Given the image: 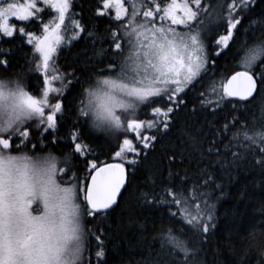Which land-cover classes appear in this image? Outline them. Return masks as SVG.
I'll use <instances>...</instances> for the list:
<instances>
[{"label":"snow or ice","instance_id":"6c2138e0","mask_svg":"<svg viewBox=\"0 0 264 264\" xmlns=\"http://www.w3.org/2000/svg\"><path fill=\"white\" fill-rule=\"evenodd\" d=\"M42 3L55 9L58 16L43 24V35L37 36L25 33L23 26L18 29L10 26L8 21L9 18L39 21L42 5L38 6V0L20 3L0 0V40L27 35V43L39 54L34 60L42 58L29 69L44 73L41 87L50 83L47 78L50 61L58 48L69 44L61 35V28L71 7L70 0H42ZM128 3L130 12L123 0H104L103 7L114 8L113 18L119 23L114 30H108L112 59L94 74L95 79L85 81L87 88H83L76 75L61 79V83L75 80L73 91L78 85L82 89L77 120L115 135L120 141L113 150L115 157L135 166L141 149L153 147L158 136L168 134L175 119L171 114L181 109L191 92L196 91L202 101L211 92L212 114L225 120L222 128L216 129V137L229 132L232 135L229 144L214 140L206 150L208 156L223 167L226 156L236 163L249 154H264V107L258 119L249 113L243 114L244 121L236 116L228 121L224 116L238 110L243 102L253 103L254 94L259 95L258 87L264 91V39L244 49L245 54L232 69L230 78L221 74L220 79L215 78L216 73L209 76L214 61L210 60L205 43L213 26L223 22L229 34L213 39L227 48L232 30L240 25L239 15L251 9L254 0H128ZM261 24L264 26V20ZM77 27L83 31L80 25ZM86 35L94 38L91 31ZM8 51L0 46V56ZM106 51L101 48L99 54ZM0 67L7 71V59L0 60ZM51 92L56 95L50 100ZM207 107L201 103V108ZM216 108L220 112H215ZM63 112L64 101L58 89L48 88L38 99L25 90L20 78L0 80V264H85L89 236L93 235L85 224L89 218H107L115 210L117 197L126 183L124 163L98 166L99 157L93 151L81 156L85 149L79 140L74 144V153L69 152L63 160L51 153L14 156L6 151L14 145L18 148L25 138L39 142L41 137L43 140L53 137L64 122ZM142 112L152 119L141 120ZM227 138L223 135V139ZM192 139L195 143V138ZM230 145H235L236 150ZM221 147L223 153L218 151ZM73 158L85 165L80 170L85 175H73L77 171ZM261 164L264 165V158ZM142 195L147 199V194ZM169 203L189 211L191 201L177 191ZM194 208L186 224L183 220L179 224L180 237L172 227L176 213L169 208L168 224L161 226L162 248L171 258L168 264H198L197 242L202 243L203 234L215 227L214 223H208L214 220L215 205L201 198ZM257 236L256 230L250 232L249 247L264 255V239ZM259 236L264 237V232ZM101 255L102 252L96 253L97 257Z\"/></svg>","mask_w":264,"mask_h":264},{"label":"trees","instance_id":"16d2710c","mask_svg":"<svg viewBox=\"0 0 264 264\" xmlns=\"http://www.w3.org/2000/svg\"><path fill=\"white\" fill-rule=\"evenodd\" d=\"M70 4L69 16L77 21L83 31L67 47L59 48L50 61L48 70L51 87L53 83L59 84L57 89L64 101V122L48 140L41 137L39 142H29L27 138L22 142L25 147L19 145L17 148L14 145L13 149L6 151L14 156L51 153L58 158H65L69 152L74 153V147L69 146L79 140L85 149L81 153L82 157L88 151H93L99 157L96 161L98 166L101 163L118 162L127 167L128 180L111 216L89 218L85 224L93 234L89 236L85 264L89 260L91 264H168L171 258L162 248L161 226L168 224L169 208L176 213V222L172 227L177 237L181 236L177 230L180 222H187L183 206L169 203L172 194L177 191H182L185 198L191 201L188 205L190 212L195 209V204L201 203V198L206 199L209 205H215L214 220L208 222L214 223L215 227L210 228L209 233L203 234L202 243L197 242L200 249L198 264L264 262V257L248 244L252 230L257 231V239H264L259 236L260 232H264V165L261 164L264 154H249L236 163H231V157L226 156L223 167L214 157H209L206 152L208 146L216 139L223 140V144H229L232 134L229 132L216 137V129L222 128L225 120L220 115L212 114L214 99L211 92L202 101L197 92L193 91L185 99L181 109L174 110L171 114L175 119L171 121L168 134L158 136L153 147L141 149L140 159L135 166L116 158L113 151L117 148L115 139L107 140L101 130L94 129L82 119L77 120V109L80 105L78 97L82 90L80 86L73 91L72 85L77 82L71 80L69 83H61V79L76 75L83 82V88H87L85 81L89 78L94 80V74L99 73L100 68L105 67L107 61L112 59V50L107 39L108 30H114L119 22L113 18L114 13L111 10L103 12L105 15L99 14L103 9L102 0H70ZM49 14L46 11L35 23L19 22L17 29L23 26L25 33L37 34ZM239 19L240 25L232 30V38L227 48L215 43L213 37L208 39L207 51L210 60L214 61L210 65L212 71L209 76L216 73V79H220L221 74L229 77L245 54L244 49L258 39H264V26L261 24L264 20V0H254L253 7L240 14ZM222 25L224 27L216 32L215 38L217 35L219 37L222 30L225 35L229 34L226 25ZM88 31L94 33V38L86 35ZM27 40V35L19 34L0 40V46L9 50L5 56H0V60L7 59V71L0 67V80L20 78L25 90L39 99L45 90L44 85L41 87L42 71L30 72L29 69L33 63H40L42 58L34 60V56L39 54L35 53L33 45L28 44ZM101 48L107 50L103 55L99 54ZM53 76L57 79H52ZM258 92L259 95L254 96L253 103L243 102L238 110L231 114L224 113L227 120L231 121L236 116L244 121L245 113L258 119L260 109L264 107V91L258 87ZM51 93L56 95L55 92ZM54 95H49V99ZM202 102L208 107L201 108ZM215 112H220V109L216 108ZM143 118L148 121L152 116L142 114ZM223 135L228 138L223 139ZM81 136L82 140L79 139ZM192 138H195V143ZM33 145L35 147H31ZM230 147L233 151L236 150L235 145ZM218 151L223 153V147ZM126 155L133 158L132 154ZM72 163L77 169L74 176L86 174L80 171L85 167L81 161L73 158ZM205 179L208 180L207 184ZM205 193L208 195L205 196ZM142 194H147V199ZM161 200L164 203H160ZM97 252H102L103 255L97 257Z\"/></svg>","mask_w":264,"mask_h":264},{"label":"rangeland","instance_id":"374dc122","mask_svg":"<svg viewBox=\"0 0 264 264\" xmlns=\"http://www.w3.org/2000/svg\"><path fill=\"white\" fill-rule=\"evenodd\" d=\"M103 1V3H104V0H102ZM13 2H17V3H20V2H25V0H13ZM123 2H124V5H125V7L126 8H128V11L130 12L131 11V8H130V6H129V3H128V0H123ZM169 2H170V0H169ZM178 2H180V0H178ZM40 5H42V11H40L39 13H38V15H39V17H41V15L48 9V10H50L52 13L51 14H49L47 17H45V19H46V22L45 23H51V21L52 20H54V19H56V17L58 16V14L54 11L53 12V10L54 9H49L48 8V6L47 5H43V3H42V0H38V6H40ZM109 10H111L113 13H115V9L114 8H109V9H105L104 7H103V9H102V11L101 12H105V11H109ZM69 11V10H68ZM99 13H100V11H99ZM9 25L10 26H14V27H16L17 28V26H18V23L19 22H21V21H19V20H16L15 18H9ZM222 23L223 22H221V24L220 25H215V26H213V28H212V30H211V34H209L208 35V38H207V40L205 41V43H207V41H208V39L210 38V37H213L215 34H216V32L220 29V28H222V27H224L223 25H222ZM77 25H79L78 23H77V21L76 20H73L70 16H69V12H67L66 13V15H65V22H64V25H63V28L61 29V35L65 38V40L66 41H69V44H70V42L72 41V40H74V39H76L75 37H78L79 35H80V33H81V30H80V28H78L77 27ZM224 31L222 30V33L221 34H219V36L220 35H225L224 33H223ZM33 34V33H32ZM33 35H37V36H39V35H43V26H42V28H41V30H40V32H38L37 34H33ZM28 38V37H27ZM216 39H219V37H218V35H217V38ZM68 44V45H69ZM49 75H50V73H48ZM43 75H44V73H43ZM50 85H52L51 83H49ZM50 88V87H49ZM57 88H59V84L58 83H53V87H52V89H57ZM49 95H54L53 93H50ZM181 95H183V93L181 94ZM34 96V95H33ZM37 98V97H36ZM51 99V98H50ZM142 114H144L143 112L140 114V119L141 120H146L147 121V119H145V118H143L142 119ZM160 119V117H157V120H159ZM31 123V122H30ZM102 131V130H101ZM105 138H107V140H114V141H116V142H118V143H120V141H118V139H117V137L115 136V135H112V134H110V133H108V132H105V131H102V133H101ZM101 135V136H102ZM25 139H27V138H25ZM115 142V144H117L118 145V143H116ZM117 147V146H116ZM9 153V152H8ZM18 155H22V154H17V156ZM58 158V157H57ZM59 160H63L64 158H58ZM77 172V171H76ZM75 172V173H76ZM64 186H68L67 184H65ZM82 198V197H81ZM34 208L36 207L35 205L33 206ZM192 211H195V209H191ZM190 212V211H189ZM189 212L188 211H185V213L188 215L189 214ZM186 214H183L184 216L186 215ZM185 216L186 218H188V216ZM264 257V255H262V258ZM85 260H86V252H85ZM254 264H260V262H255Z\"/></svg>","mask_w":264,"mask_h":264},{"label":"water","instance_id":"95a60500","mask_svg":"<svg viewBox=\"0 0 264 264\" xmlns=\"http://www.w3.org/2000/svg\"><path fill=\"white\" fill-rule=\"evenodd\" d=\"M229 78H230V76H229ZM254 96H255V94H254ZM126 169V168H125ZM127 180H128V177H127V171H126V183H127ZM126 183H125V185H126ZM125 185H124V187H125ZM123 187V188H124ZM123 188L121 189V191L123 190ZM121 193V192H120ZM117 199H118V197H117Z\"/></svg>","mask_w":264,"mask_h":264},{"label":"flooded vegetation","instance_id":"af4514ba","mask_svg":"<svg viewBox=\"0 0 264 264\" xmlns=\"http://www.w3.org/2000/svg\"><path fill=\"white\" fill-rule=\"evenodd\" d=\"M14 147V146H13ZM31 147H35V145L31 146ZM69 147H74V144L73 145H70Z\"/></svg>","mask_w":264,"mask_h":264}]
</instances>
